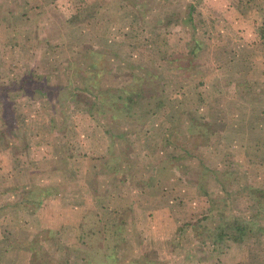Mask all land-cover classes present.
<instances>
[{"label": "rangeland", "instance_id": "374dc122", "mask_svg": "<svg viewBox=\"0 0 264 264\" xmlns=\"http://www.w3.org/2000/svg\"><path fill=\"white\" fill-rule=\"evenodd\" d=\"M0 1V18L9 16L8 21L0 23V34L3 32L0 42L10 34L18 37L16 44L23 38L24 45L33 49L26 54L16 51L3 57L0 84L13 86L15 79L9 80L11 72H7L9 63L19 70L14 73L19 74L28 70V57L27 62L36 67L40 62L46 68L52 63L59 64L62 71L54 76L44 75L39 69L31 72L41 84L63 85L50 90L48 96L39 91L18 95L16 90L0 93V131L9 132L19 149L24 146V154L16 156L10 153L16 147L0 143V160L4 162L1 166L12 164V168L1 171L3 175H15L19 183L59 175L60 189L85 190L94 185L103 190L102 187L110 184L101 180L112 179L108 168L119 164L116 173L129 175L126 178L134 180V187L124 181L113 182L108 188L126 192L131 198L135 196L131 191L138 190L146 194V202L154 204L167 199L165 203H170L172 213L169 222L179 227L171 237L163 238L160 253L151 254L152 249L147 248L144 252L149 260L139 254L136 264H264V0H123L126 4L121 0H48L43 6L38 0ZM152 1L160 7L148 11ZM127 3L142 12L140 22ZM190 3L195 6L192 11L195 30L185 18ZM170 13L175 21L168 30L151 28L164 14ZM21 15H26L22 22L15 21ZM5 22L10 29L4 28ZM193 33L202 40L191 59L198 71H191L185 77L179 66L170 65L161 57L157 41L162 37L167 52L184 53ZM91 46L103 53L106 84H124L151 68L160 74L164 90L158 107L147 117L138 118V123L133 124L124 116H117L109 123L128 135L117 134L112 142L114 149H110V136L103 131L104 147L96 146L98 151L91 153L90 163L75 156L78 152L88 153V144L98 143L85 139L89 137L78 129L90 126L88 117L81 113L84 114L85 108L88 110L91 97L80 91L86 60L91 59L83 52ZM112 52L117 55L111 56ZM111 61L120 70L107 71ZM54 102L58 104L55 106ZM92 120L99 131L110 129L109 125L102 126L97 119ZM57 128L67 135L57 137ZM34 143L42 150L32 149ZM40 154L43 158L38 157ZM115 157L116 161H112ZM98 160L103 171L96 174L99 176L94 182L92 168ZM214 175L215 181L210 179ZM156 176L161 177L160 186L141 185L142 181L155 180ZM159 191L166 197L161 200L155 197ZM168 192L174 196L173 201ZM8 211H12V206L7 204L2 212L8 218L5 226H16L17 213ZM231 214L240 218L241 224L242 216L252 217V228L236 237L228 235L220 220ZM138 218L144 224L150 223L146 215ZM118 227L116 223L115 231L108 234L112 238L110 242L121 247L124 240L118 230L124 229V222ZM128 227L131 229L125 250H117L112 264L122 261L124 264L127 251L134 249L132 244L138 231H134V225ZM99 241L91 250L104 247L102 240ZM95 259L92 258L94 264L101 261L100 257Z\"/></svg>", "mask_w": 264, "mask_h": 264}, {"label": "crops", "instance_id": "0c3cea01", "mask_svg": "<svg viewBox=\"0 0 264 264\" xmlns=\"http://www.w3.org/2000/svg\"><path fill=\"white\" fill-rule=\"evenodd\" d=\"M11 1L12 0H9V3ZM13 1H17L16 3H18L19 0ZM21 1L25 2L33 0ZM47 1L48 0H38V2L41 3V6L47 3ZM8 17L9 16H6L7 19H5V17L0 18V23H3L4 20L8 21ZM17 17H20V15ZM25 17L26 15H21V18H18L15 21H19L20 23ZM8 25V22L3 24L5 29L11 28ZM2 33L3 32L1 30V34ZM17 38V36L15 37L9 34V37L7 35V37H4L2 42H0V57H2V59L0 58L1 63H3V57L6 55H13L18 51L26 54L33 50L32 47L24 45L22 41L23 38L20 40V43L16 44V41L18 40ZM28 60L29 58L27 57L26 64L28 65V70L21 71L19 74L14 73L19 70L14 69L12 64L9 63V68H7V72H11V74H9V80L19 79L28 71L33 72L35 69H39V72H43L44 75L47 76H50V74L51 76H54L55 73L62 71L60 70L61 66L59 67V64L57 63H52L50 68H46L45 65L40 62L36 67L29 64V62H27ZM30 63L34 62L30 61ZM3 64L5 65V63ZM1 76L2 74L0 72V77ZM2 78L3 77L0 79ZM16 91L17 93L23 92L20 90ZM1 92H3V90H1ZM80 92L86 93L83 90ZM86 94L89 95V93ZM73 97L74 95L72 98ZM90 97L92 99L93 96L90 95ZM13 101L15 100H12V102ZM55 101L58 100L55 99ZM23 102L25 103L26 101ZM86 110L87 109L85 108V111H83L84 114L82 115L81 113V116L88 117L87 119L89 120L90 126L87 128L78 127V129L81 133H83L82 135L89 137L85 139H90L92 142L98 141V143L88 144V153L85 151L81 153L78 152L76 153L78 155H76L75 158L80 161L89 160L91 163V153L98 151L96 146L101 149L104 147L101 140L104 137L103 135H105L104 132L106 135L108 134L110 136V149H114V147H112V142L116 141V137L111 135L112 131L109 132V130H103L102 128H100L101 131H99L97 129L98 126L92 120L94 117H92L89 111ZM72 112L75 113V111ZM75 121H77V118H74V122ZM75 123L78 124L77 122ZM113 129L118 135H126V137L128 135L127 131L124 132L123 129ZM63 131L64 130H59V128H57L55 134L57 137L59 134L61 136H66L67 133ZM96 133H98V137L95 136ZM92 136H95V138ZM40 147V145L35 143L31 146V148L35 150ZM105 155L107 154H104V156ZM43 156L40 154L38 157L43 158ZM116 159L117 157L113 158L112 161H116ZM1 164H4V162L0 160V185H4V181L13 185L6 184L0 188V207L4 206L0 209V264H30L32 256H36L37 260H39L42 264H94L92 258L95 259L96 257H100L99 260H101L98 264H112L114 263L113 260H115L114 257H117L118 255L116 254L117 250H123L127 245V236L129 235V231L131 229V227L129 228L128 226L130 225H134L133 229L134 231H138V233L134 236V245L132 244L134 249L127 251L126 257H124V264H136L137 261H139V254H143V259L148 258L149 260L147 252H144L147 248L152 249L150 251L151 254L160 253L159 250L163 244V238L166 237L167 239L168 237H171V235L175 233L176 229L179 228L174 223L169 222V215H172L171 208L168 206L170 203H165L167 199H165L162 203L161 191L156 192L157 195H155V197L161 200V203L154 204L151 201L150 203L146 202V194L143 192H137L138 190H135L136 192H133L134 190L131 191V194L135 195L131 198L130 196H126V192L113 191L108 188L111 187L113 182L124 183V181L129 182L131 184L130 187H134V180L132 181L131 179L126 178L129 175L124 172H119L118 174L116 173L119 171V164H114L117 166H111L108 168V170L112 173L109 174L112 179L108 181L101 180L110 184L104 188L102 187L101 189L103 190H100L94 185L91 187L92 189L86 188L85 190L80 187H78V190L77 187L72 190H66L64 187H62L64 189H60L58 188V184L62 180L59 175L52 176V178L44 177L39 180L37 179L36 181L28 179V181L19 183L17 182L15 175H3L1 173V171L5 169L8 170L12 168V164H8V166H1ZM93 165V174H91L93 176L91 179H94L93 181L97 182V177L99 175L96 174L102 172L103 168L100 167L99 160L98 164L95 163ZM154 168L155 165L152 164L151 169L154 170ZM104 169L107 171V168ZM34 171L31 175L34 174ZM60 171L63 172V168H61ZM88 174H90V172ZM156 177L158 178L155 180H152L153 178L149 179L152 181H149L148 179H146V181H142L143 183L141 185H150L151 183L152 187L160 186L161 177ZM125 178L126 180H124ZM138 179L140 181L145 180V178ZM83 181H85V179L82 180V182ZM33 186H35L36 191ZM170 191H172V189ZM167 196H171L173 201V195H170L168 192ZM127 197L128 200H126ZM165 197L166 196H163L162 198ZM14 201L15 203L10 204ZM7 202L8 205L12 206V211H8V213H17L16 226H5L8 218H6L2 212L7 205ZM140 215H146L147 221L150 223L144 224V221L138 218ZM164 216H167V218L165 223L162 224ZM123 217L124 220H122ZM122 222H124V229L120 228L118 231H120L119 237L121 240H124V243H122V246L120 247L119 243L110 242V239L112 240V238L109 237V232L115 231L116 223H119L120 227ZM99 240H102V246L104 247L101 250H98V248L91 250V248L97 247L100 242ZM101 256H103V258ZM105 259L107 260L106 262ZM122 262H119V264Z\"/></svg>", "mask_w": 264, "mask_h": 264}, {"label": "trees", "instance_id": "16d2710c", "mask_svg": "<svg viewBox=\"0 0 264 264\" xmlns=\"http://www.w3.org/2000/svg\"><path fill=\"white\" fill-rule=\"evenodd\" d=\"M171 1V0H166ZM122 3L123 0H121ZM152 4L147 8L148 11L154 9H158V7ZM126 4V3H124ZM128 7L131 9V12H133L137 19H139V22L141 21L142 15L139 13L140 11L133 5L128 4ZM143 7V6H142ZM141 7V10L143 9ZM195 8L193 3H190L188 5L187 11H186V21L191 24V28L193 30L196 29V24L192 17V11ZM173 13L170 14H164L163 17L158 21L156 24H152L151 28H165L168 30L169 25L171 22L175 21V18L172 17ZM140 24V23H139ZM141 26H146L143 24H140ZM175 25V23H174ZM158 51L162 58L167 59L168 63L170 65L179 66L181 69L182 76L187 77L191 71H198L197 68H195V64H192L191 59L196 55L197 51L200 49L202 45V40L197 38L195 33L192 34V37L190 38V44L188 45V48H186L185 52H176V53H170L167 52L163 47V41L162 37H159L158 39ZM83 55L85 57L91 58L90 60H86L87 65L85 68V73L83 76V87L81 89L85 91L86 93H89V95H92L93 98L90 101L88 111L90 115H93L95 119H97L100 122V125L102 126H108L109 123L111 124L112 121L116 119L117 116L120 117H126L129 122L136 124L138 123V118L147 117L151 112H153L161 103L160 96L162 95V91L164 90L163 83L161 79L159 78V73L151 68L145 69V71L141 74L134 75L129 81L124 82V84L119 85H108L103 80V69L102 64L105 62L102 51L97 50L96 48H91L87 52H83ZM112 55H117L116 53L112 52ZM103 58V60L99 61L97 59ZM77 62V60H74ZM110 61V60H109ZM115 63V62H114ZM112 61L108 63L107 71H110L114 68V72H117L120 70L117 66V64H114ZM125 64L127 65V62L125 61ZM136 74V73H135ZM188 74V75H187ZM63 87L60 84L51 85L47 82H44L43 84L39 83L35 78L34 74H32L31 71H28L25 73L22 77L19 79L14 80L13 86L4 85L2 86L0 84V93L9 91V90H20L23 92H30L34 93L36 91L42 92L44 95L47 96L50 94L49 91L51 90H57L58 88ZM3 90V92H1ZM20 94V93H17ZM156 96V98H152ZM147 100L144 102V105H142L143 100ZM57 102H54L53 105H57ZM138 108H141L138 110ZM137 109V110H136ZM12 118H14L12 116ZM103 120V122L101 121ZM110 126V125H109ZM106 130L109 132L112 131L111 135L116 136V131L110 126V129L108 127H105ZM7 140V143L5 142ZM0 143H4L6 146L9 147H16L13 151L10 149V153H13L16 156H20L24 154V146L19 147L13 143L12 139L9 136V132L7 131H0ZM27 147V144H25V149ZM84 156V155H83ZM211 180H216V177L210 178ZM14 187V186H11ZM3 191V190H2ZM7 198V197H6ZM14 202H11L10 204H13ZM8 204V202L6 203ZM234 214H231L230 217H222L220 222L225 227L226 233L232 237H236V235H240L241 233L250 230L252 228L251 225H253L252 217L247 218L246 216L241 217V222L234 218ZM207 217V216H204ZM248 224V225H247ZM251 224V225H250ZM238 233V234H237ZM235 239V238H234ZM30 264H42L39 260H37L36 256H32V259L30 260Z\"/></svg>", "mask_w": 264, "mask_h": 264}]
</instances>
